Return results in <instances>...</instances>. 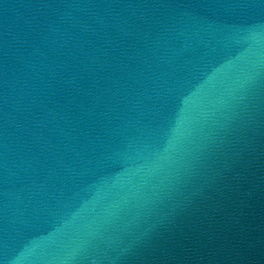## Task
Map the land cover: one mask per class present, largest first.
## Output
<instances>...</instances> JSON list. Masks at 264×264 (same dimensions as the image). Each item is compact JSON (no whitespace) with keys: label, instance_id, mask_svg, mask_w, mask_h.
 <instances>
[{"label":"water","instance_id":"obj_1","mask_svg":"<svg viewBox=\"0 0 264 264\" xmlns=\"http://www.w3.org/2000/svg\"><path fill=\"white\" fill-rule=\"evenodd\" d=\"M0 264H264V0H0Z\"/></svg>","mask_w":264,"mask_h":264}]
</instances>
